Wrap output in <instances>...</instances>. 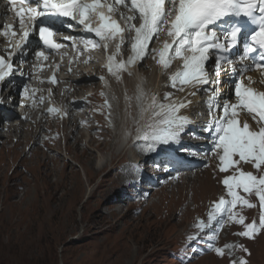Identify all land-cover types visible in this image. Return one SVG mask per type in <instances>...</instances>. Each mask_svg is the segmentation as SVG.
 Returning <instances> with one entry per match:
<instances>
[{"label":"rangeland","instance_id":"obj_1","mask_svg":"<svg viewBox=\"0 0 264 264\" xmlns=\"http://www.w3.org/2000/svg\"><path fill=\"white\" fill-rule=\"evenodd\" d=\"M162 41L164 43V37L158 44L160 49L163 46ZM154 49L156 50V45ZM149 57L148 68L152 71L151 77H154L153 83L148 87L149 90L147 87L139 86L136 79H133L132 73L124 74L123 85L129 94H131L129 89L133 86L136 85V90L139 88V93L131 95L137 98V101H132V103H134V108L140 109L137 112L140 118L147 112H145L146 108L144 107L150 89L154 88L157 82H160L161 77L159 66L154 63V51ZM135 62L138 64L139 73L145 76L144 71L142 69L140 71L144 65L141 66L139 63L141 61L136 59L132 61V63ZM171 67L173 68V64L164 68ZM181 70L182 65L180 64V70L177 72ZM148 78L146 75L145 86ZM170 82L164 86H170ZM121 85L122 81H119L116 85L118 86V94L113 96H110L109 91L106 94L101 93V86L91 88H93V94L97 100L103 101L109 96L112 98L116 96L115 100L118 99V104H121ZM160 86L156 88L155 92ZM169 88L173 90L175 87L171 85ZM233 90L225 91V95L233 94ZM84 94L90 93L84 91ZM64 96L71 98L67 93H64ZM90 105L94 106L88 110L93 111V119H95L97 127L90 129L82 126L81 132L85 134L84 145L96 149L92 152L89 148L92 152H90L91 155L84 154L83 145H78L74 139L70 140V144L67 142V146L71 145V147L69 150L67 148L69 154H66L65 140H63L62 135L56 136L61 129L63 130V123L51 127L52 123L56 122L51 121L49 115V120L45 123L44 116L46 113L42 116L47 131H44L42 136H47L46 138L41 137V139L43 142H48L49 145L47 147L49 150L46 152L50 159L48 166L38 162L40 158V160L43 158V149L40 146L35 148L39 152L35 153L38 155L37 160V157L35 158L33 155L25 156L28 145L25 144V149L22 147L15 153L13 152V141L7 142L2 138L4 142L0 143V264H230V261L240 258H244L247 264H264V227H259L261 208L254 191L249 193L242 188L236 189L239 195L247 199L253 207L237 206L232 219H227L228 222L221 230L220 245L217 247L224 249L223 255L217 253L215 243L208 236H213L221 229L222 224L226 221L224 214L214 215L216 219L212 223H207V226L205 225L200 232L207 236L202 239L201 243L197 244V249L190 250L194 244L190 243L185 246V235L191 226V222L197 216L205 218L210 206L205 209L202 206L200 210H204L199 215V211L196 213L198 205L204 203L205 198L211 204L213 200H216V197L219 196L218 201L223 197L216 172L213 171V167L218 169L217 160L212 159L209 162L211 170L208 169V172L194 166V173L181 177L188 179L184 184H182L181 179H178L176 185L168 183V181V184L154 186L155 189L139 186L125 188L120 192L118 190L127 186H135L143 180L139 177L133 183L123 182L119 179L118 170L115 169L108 176H105L111 169L109 163L111 152L107 149L97 148V145L104 142V147H108L109 144L113 143L114 138L108 137L107 134L110 135V132L103 127L104 120L108 118L103 117L105 115H101L100 118L96 116L104 112V108L101 106L110 105L95 104L93 101H90ZM88 110H83V105H80L74 108L73 112L77 117H81ZM215 110L218 114V109ZM78 112L81 114L78 115ZM242 115L244 117L242 120H248L245 113ZM140 118L135 121H139L137 125L139 127L135 128L134 131L135 134L138 131L140 133L143 128ZM28 122L26 123L29 124ZM58 126L60 130L56 131ZM96 132L99 133L96 136V141L88 146L90 135L97 134ZM196 132L195 130L194 135H191L194 138L192 141L197 139ZM4 133L8 132L4 131ZM181 135V143H188L182 139ZM31 143L33 144V141L30 142V146ZM179 149V147L177 151H174L175 148L173 149L175 154L171 158L165 156L156 159L184 160L187 162V156H181L178 153ZM129 153L128 156L131 158ZM134 155H136L135 152ZM97 159L101 162L100 167L97 165ZM146 159L144 161L146 166L141 174L148 172L151 175L149 179L159 180L162 178L163 175L159 169L147 170ZM78 160L88 168L90 177ZM107 161L108 166L102 168ZM18 164H21L20 167H16ZM155 166L159 167L160 165L156 164ZM167 168L171 170V166H167ZM180 169L184 168L176 170ZM126 170L129 173L133 171L131 166L126 167ZM242 171L245 172L243 169ZM167 172L172 173L171 171ZM167 172L164 175H167ZM258 173L259 175L264 174ZM226 175H230L229 172ZM204 180L210 181V184L204 183ZM165 185L168 188L162 187ZM120 194L123 201L120 200ZM112 197L114 199L118 197L119 201H116L117 203L112 201L114 200L111 199ZM225 201H227L226 198ZM111 203L116 204L110 207ZM115 209H119L117 213L109 214L111 210ZM183 213L184 215H182ZM185 213L189 214L188 217L185 216ZM239 217L244 218L243 224L236 222ZM254 221L259 229L254 238L250 239L237 234L245 230V224ZM225 245H235L236 247H225ZM240 245L247 248L248 252H244L239 247Z\"/></svg>","mask_w":264,"mask_h":264},{"label":"snow or ice","instance_id":"obj_2","mask_svg":"<svg viewBox=\"0 0 264 264\" xmlns=\"http://www.w3.org/2000/svg\"><path fill=\"white\" fill-rule=\"evenodd\" d=\"M7 2L15 9L16 17L20 18L22 31L19 41L14 45L15 51L10 53V56L27 54L24 46L29 42V35L37 28L39 41L46 48L62 47L53 39L51 26L63 23L60 18L65 17L84 25L85 30L94 33L96 37L107 38L109 34L115 37L119 33L121 43L124 42L125 32H135V36L131 37L134 56L129 57V63L137 57L143 60L151 38L166 31L171 42L166 40L162 49L152 51H159V62L165 67L173 55L183 60L184 71L175 73L171 78L173 87H176L177 81L180 85L178 90L181 92L210 86L206 90L211 92L207 101L211 122L205 129L213 134L209 151L218 161L219 171H233L232 175H226L222 181L231 199L225 201L222 197L215 204V208L220 210L225 205L235 207L237 203L253 207L236 189L242 188L249 193L254 191L261 208L259 227H264V174L253 175L252 172H243L237 167L241 162L249 163L258 172L264 173V91L251 87L253 81L250 77L245 84L243 76L244 72L256 69L261 72V83H264V0H116L117 5L126 7L133 13L130 16L121 13L124 27L110 19L109 14L117 11V7L108 4V14L98 11L104 6L101 0H35L38 7L19 9H16L17 0ZM24 2L25 0H20L21 4ZM25 12L28 14L27 26L22 16ZM93 13L100 21L97 27L91 26ZM136 20H139V26L133 23ZM67 26L72 27L71 24ZM3 27L7 30L13 25ZM8 34V31L4 32V35ZM86 43L94 41L89 39ZM117 48L119 49V45ZM170 50L171 55L165 59V54ZM234 50L239 53L238 59L242 67L238 68L229 58ZM36 56L43 57L44 52H37ZM213 58L215 78L209 79L205 64ZM247 61L250 63H246ZM226 65L229 66L230 86H234L236 100H224L220 105L216 101L221 95L220 76ZM108 67L111 68V65ZM12 71V64L0 56V81H4ZM25 90L27 91V88ZM189 94L194 96L195 92L190 91ZM171 95L165 94L169 101L167 104H157L156 98H151L148 107L151 109L152 122L147 124L138 136V139L148 143L147 151H157L159 146V152L167 153L172 142L178 141L179 134L185 130L187 117L180 115L179 111L190 101H173ZM213 109H220L222 114L214 113ZM241 112H247L251 116L257 125L255 129L247 120L240 121ZM215 219V216L209 215L210 221ZM228 219H232L230 212ZM236 222L243 224L244 218L239 217ZM199 227L203 229L205 225L201 224ZM244 227L245 230L237 234L250 239L254 238L259 230L255 221L245 224ZM199 238L192 236L191 240ZM239 247L248 252L242 245ZM216 251L223 255L224 249L217 248ZM230 264H247V261L240 258L230 261Z\"/></svg>","mask_w":264,"mask_h":264},{"label":"bare ground","instance_id":"obj_3","mask_svg":"<svg viewBox=\"0 0 264 264\" xmlns=\"http://www.w3.org/2000/svg\"><path fill=\"white\" fill-rule=\"evenodd\" d=\"M82 35H84V34H82ZM84 36L87 37V35H84ZM131 37L129 36V38L127 39V42L124 44V47H123L124 48V51L127 54L130 55V52H132L131 55H130V57L134 56V52H133L132 47H131V40H132ZM170 42H171V40H170ZM154 48H155V45L152 47V49H150V51L147 53V55L144 57L143 60H140L138 57L135 58L136 60L141 61V62H139L141 66L144 65L142 68H140V71L142 69L144 71V74L147 75V78L149 77L147 79V81H146L147 82L146 86L144 85V87H147V88L150 87L151 83H153L152 80L154 78L153 76L151 77L152 71H151V69L148 68V64L149 63H147V61L150 58L149 55L151 56L152 50ZM0 50H1V46H0ZM211 61H212V59L209 60L205 64V68L208 67V65H209V63ZM135 63H137V62H135ZM176 64H173V68L172 67L171 68H164L162 70V72H161V77H160L159 80L162 81L165 77H167L170 73H172L175 70V68H176ZM180 64L182 65V70L180 72H182V71H184V68H183V60L181 61ZM149 66H151V65H149ZM73 68L75 69V72L72 73V74H70L69 76H67V78H68L67 79V82L66 83H63V91H64L63 94L61 93V90H60L59 87H57L56 90H55V92L57 94L56 95L57 97H60V93L63 96H64V93H67V94H69L71 96V98H67V102H66V104L68 106V110H69L68 117H66L63 120V122H61L59 120L58 114L56 112L49 111L48 109L42 108V104L45 101L44 98H43V91L40 90V91H37L36 92V91H34L33 88H30L29 89L30 91L27 94L24 95L26 97V101L22 105V108H21L20 112H18L16 110L13 111L14 110L13 107H11L13 110L12 109H10V110H3V109L0 110V113H1L0 116H2L3 119L4 118L6 119V122L1 125V128L5 129L4 130L5 132H8V133H4L0 129V131H1L0 132V143H3L4 142V141H2V138L5 139V140H7V142L8 141L9 142L14 141L15 144H14V151L13 152L17 153L20 148H22V147L24 148L25 147V144H26V146L27 145L29 146L30 142L33 141V144L30 147H28V148L25 147L26 148V150H25L26 151L25 152V156L26 157H28V156L30 157V156L33 155V157H35V158L37 157V160H38V155H36V154L39 153V152H38V149L36 150L35 148L38 147V146H40L41 149H43V151H42L43 158H42V160H40L41 159L40 158L38 160V162L39 163L42 162V164L44 166H48V164H49L48 161H50V159L47 156L46 152H47V150H49V149H47V147H49V145H48V142H43L42 139H41L43 132L44 131H47V127H45V125H44V120L45 119L43 120V116L42 115L44 113H47L48 112L49 115H50V117H51L50 120L51 121L53 120V121L56 122V123H52V126L51 127H53L54 125H58L59 123H63V130L65 131V133L67 135L68 144H70L69 142H70L71 139H74V140H76V142L78 143V145H80V144L83 145V147L85 149L84 150V154L87 153V154L91 155L90 154L91 150H92V152L96 151V149L91 148L89 145H88L89 147H87L86 144L84 145L83 138H84L85 134L81 132V127L82 126L88 127L90 129L97 127L95 125V119H93V111H91V110L85 111L84 114L82 113L83 115H81V117H77L75 115V113L73 112V110H74V108H76V107H78L80 105L81 106L84 105V104H89L90 105V98L92 96L89 95V94H84V91H86L87 88H89V87L95 88V87H100V86L102 87V82L100 81V79L95 74V73H98L100 71V67L99 66H96V64L91 63L87 68H85V66H82L81 67L80 65H75ZM224 71H226V69ZM126 73H128V72H126ZM76 75H80V76H76ZM108 75H109L110 82H111L110 83L109 90H108L109 93H110V96H113L114 94L117 95L118 94V88H117L118 86H116V85L121 80L119 78H117L113 74H108ZM30 76H28L24 80L30 79ZM256 77H257V80H255L252 83L253 85H251V87H253V88H255V89H257V90L260 91V88L264 89V87L262 86L263 83H261V81L258 80V79L261 80V77L259 75H256ZM63 78H66V77H63ZM133 79H136V78L134 77ZM60 81L61 82H64V80H60ZM9 83H10L9 90L12 92V94L15 95V99H17V94H20L19 86H20V84L22 82L21 81H16V80H10L9 82H6L4 84V88L0 92V96H4L5 97L7 95V85ZM244 83L246 84L247 82L244 81ZM72 84H74L73 87H71ZM171 85H172V80L170 82V86ZM135 86H133V88H130L129 89V92L131 94H133V93H139V91H138L139 88L136 90ZM170 86H163V87L160 86V88L157 89V92H155V95H154V97L156 98V103L157 104H160V103L167 104L169 101L165 98V94L166 93H171L172 94L171 95V100H173V101H176V100L190 101V103H188L186 107L180 109L179 114L187 117V120H186V123H185V127H187V126L194 127L197 124V122L193 121V119L191 117V111L195 107V104L198 101L197 98L200 95V91L203 88V86H200V87H197V88H193V89H186L184 92H181V91L178 90L179 89V86H180L179 85V81H177V85H176V87L173 90H170L171 89V88H169ZM144 90H146V89H144ZM148 90H149V88H148ZM190 91H194L195 92V95L194 96L193 95H190L189 94ZM79 93H80L81 96H83V98H79L80 97ZM144 93H147V92H144ZM82 94H84V95H82ZM233 94H234V92H233ZM110 96H109L108 99L111 101V106H101V107L104 108L103 109L104 112L102 114L96 116V117L100 118L101 115L102 116L103 115H106L107 112H109L108 114L109 115H112L115 118V123L117 125L119 123V116L117 117L116 110L118 108H120V107L122 108V104H118V102H119L118 99L115 100V98H112ZM235 100H236V98L234 99L233 102H235ZM35 101L37 103H35ZM90 106H91V108H93L92 105H90ZM136 109H137V112L140 111L138 109V107ZM213 112L217 114V112H216L215 109H213ZM150 113H151V109L148 107L147 112H146V122H145V126H143V128L140 130V133H139V131L138 132L136 131L137 133H139L138 135H141L142 131L146 128V125L152 122V117H151ZM244 113H245L246 118L248 119L247 122L255 129L257 127V125L252 120L251 116L247 114V112H241L240 113V117H239L240 121H244V120H242L244 118L242 114H244ZM209 118H210V122H211L210 115H209ZM26 122H28L29 124H27ZM138 122L132 121V123H131L132 126H133V128H134V131H135V128H138L139 127V126L137 127ZM103 127L105 128V130H108V132H109V129H110V126L109 125H107V124L104 123L103 124ZM56 129H57L56 131H59L60 130V127L58 126V128H56ZM183 133H184V131L181 132L180 134H183ZM180 134H179V140L172 142L171 148L172 149L175 148L174 151H177V148L180 147V145L182 144L181 143L182 140L180 138ZM98 135H99V133H97V134L94 133V135L93 134L90 135V137H91L90 138V141H89L90 142V145L92 144V142H95L96 141V136H98ZM102 135H105V134H102ZM107 135H108V137H110L109 133ZM15 136H16V139L14 140V137ZM138 140H140V139H138ZM131 141H132V139H131ZM141 141L142 142H145L142 139H141ZM179 143H181V144H179ZM130 144H131V142H128L126 145L117 146L116 143H114V144L111 143V144L108 145V147H104V142H101V143H99L97 145L98 146L97 148H102V150L103 149L104 150L107 149V151L111 152V159L109 161L110 166H111V169L109 170V172L105 176H108L111 173V171L115 169V170H118L117 173L119 175V179L122 180L123 182L133 183L139 177L141 178V180H148L150 178L151 175L148 172H145V173L143 172V174H141V173H136L134 171H132V172L130 171V173H129L127 171L128 169L125 171V168L126 167H130L131 165H133V162H132L131 158H129V156H128V152H129V149L128 148H130V146H131ZM93 145H95V143H93ZM137 145H138V148L136 150V155H137V157L142 158L143 161H141L136 166L142 171V170L145 169V166H146V164L144 163L145 159L152 157V155H150L149 153H147L142 148L143 145H141V144H137ZM70 147H71V145H68L67 146L68 150L70 149ZM98 152H100V151H98ZM173 154H175V153H173ZM162 157H165V155H162L159 158H162ZM166 158H171V157H167L166 156ZM170 161L173 162L172 163L173 166H171V169H174V168L175 169L183 168L184 165H186L184 163L186 161H184V160H176V161L170 160ZM96 162H97V165L100 167L99 159H97ZM79 163H80V165L83 166V168H85L86 174L88 175L89 174L88 168L86 166H84L83 162H80L79 161ZM20 165L21 164H18L16 167H20ZM107 166H108V161H107V163H105L102 166V168H106ZM167 174H170V172H167ZM93 179H94V177H93ZM204 181H205L204 183H209L210 184V181H207V180H204ZM202 184H200V185H202ZM120 186H122V185L120 184ZM111 193H112V191H111ZM108 196H110V195L108 194ZM111 199H114V198L112 197ZM207 200L208 199L205 198L204 199V203H201V205H198V207L196 209V213H198V211H199V215H200L202 213V210H204L205 208H208V206L210 205V202H208ZM112 201L116 202V201H119V199L117 197V198H115ZM115 204L111 203L110 207H113ZM202 206L204 207V209L200 210ZM118 210L117 209L111 210L109 212V214H111V213H117ZM179 212H180V210H179ZM182 215H184V213ZM188 215H189L188 213L187 214L185 213V216L186 217H188ZM206 226H207V224H206ZM208 230H210V229H208Z\"/></svg>","mask_w":264,"mask_h":264}]
</instances>
